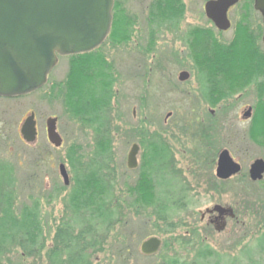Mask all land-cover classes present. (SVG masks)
<instances>
[{
    "label": "rangeland",
    "instance_id": "rangeland-1",
    "mask_svg": "<svg viewBox=\"0 0 264 264\" xmlns=\"http://www.w3.org/2000/svg\"><path fill=\"white\" fill-rule=\"evenodd\" d=\"M182 1L185 8L173 14L182 18L171 22L151 20L155 15L148 0H122L125 15L133 22L127 40L107 41L99 52L112 65L111 74L115 78L99 133L71 119L64 105L53 97L52 84L63 81L69 71L67 56L58 58L42 88L15 98L0 97V164L9 166L13 172L15 213L19 214L22 205L40 199L39 217L48 247L40 254L35 250L30 254L15 238L0 241L5 246L0 264L51 262L46 253L57 245L53 237L69 214L67 194L76 180V172L66 160L68 148L80 147L84 157L81 162L87 165L98 136L109 139L110 171L114 174L111 191L118 198L124 192L123 176L134 178L135 170L141 165L144 147L139 143V134L142 132H145L144 142L146 135L149 140L160 139L171 152L173 182L169 191L176 194L174 198L178 202L185 204L177 209L172 221L181 224L168 230L167 223L155 220L152 210L146 212L153 214L146 215V219L141 218L142 212H123L121 223L114 222V228L107 234L98 233L99 237H105L101 244L83 250L87 253L86 260L90 264H172L168 260L172 258L177 259L178 264H215L213 258L204 261L197 258L198 240H191L188 233L195 226L204 243L225 255L223 262L226 258L239 257L237 261L246 264L245 249L254 246L264 230V183L232 179L224 185L216 184L217 190L222 187L225 193L221 190L214 193L210 189L214 178L210 158L212 147H230L238 156L243 153L241 147H250L245 138L247 123L240 121V108L251 103L252 94L244 96L239 91L211 102L207 99L212 86L192 67L189 33L195 27L203 29L209 25L196 18L198 0ZM232 30L213 31L211 37L225 46L230 42ZM181 70L189 72L186 81L178 79ZM31 112L35 114L38 135L34 143L26 144L19 130ZM49 117L57 119L56 128L62 138L59 147L47 139ZM133 143L139 145L137 167L129 169L127 154ZM60 163L65 165L69 175L68 185L59 175ZM53 190L55 194L50 197L48 193ZM214 204L234 207L238 217L237 221L228 220L222 232H216L207 224V219L200 221V212ZM151 236L160 238L162 243L156 253L145 255L140 251V244ZM263 255L254 258L261 259ZM59 262L67 264L63 258Z\"/></svg>",
    "mask_w": 264,
    "mask_h": 264
},
{
    "label": "trees",
    "instance_id": "trees-1",
    "mask_svg": "<svg viewBox=\"0 0 264 264\" xmlns=\"http://www.w3.org/2000/svg\"><path fill=\"white\" fill-rule=\"evenodd\" d=\"M180 8V4L172 1L165 7L152 6L151 12L154 15L171 16ZM132 22L133 19L125 15L122 0H116L109 35L103 44L107 41L127 40ZM103 44L89 52L67 56L69 71L65 79L52 84L51 87L54 99L64 105L71 119L81 122L84 127H91L98 133L104 125L103 114L109 106L112 97L111 86L115 80L111 74L112 65L105 60L102 53H99ZM257 48L250 30L247 29L231 43L229 52L215 39H205L200 46L198 73L203 81L209 80L216 93L218 92L215 100L225 97L222 91L225 87L228 88L221 81L238 79L235 75L239 70L234 67L242 63L252 64L256 60L255 57L262 56L259 52H253V49ZM230 89L233 90V85ZM139 135L141 137L139 143L144 147L141 165L135 170L134 178L123 176L124 192L120 190L123 194L118 198H115L111 191L114 184V174L112 170L110 171L111 141L98 136L96 149L89 157L87 165L81 162L84 157L80 147L68 148L66 160L75 170L76 180L67 194L69 214L56 229L53 237L57 245L49 248L51 253H46L51 260L48 264H58L61 258L67 264H90L86 260L85 251L91 250L96 244H101L104 236L99 237L98 233H109L114 228V222H122L121 218L125 216L123 212L126 211L136 214L142 212L141 218L146 219V215L148 217L153 215L146 212L152 210L155 220L167 223L168 230L180 226L181 223L172 221V216L185 204L180 200L178 202L174 198L176 194L169 191L172 190L170 185L173 182L171 176L173 171L170 168L171 152L160 139L149 140L146 135L144 142L145 132ZM13 186L12 169L0 164V241L15 238L24 251L31 254L35 250L40 254L44 249L48 250L44 243L39 217L40 199H33L30 205H22L17 214L12 202ZM188 233L191 240L195 238L198 240L200 247L196 256L201 261L213 258L215 264H242L241 261V263L237 261L240 260L239 257L226 258L227 260L223 262L225 255L218 254L201 240L198 227L194 226ZM4 249L5 246L0 243V255ZM261 252L264 254V230L256 238L255 245L245 249L243 256L246 264H264V255L261 259L254 258L255 256L260 258ZM168 260L172 264H178L177 259Z\"/></svg>",
    "mask_w": 264,
    "mask_h": 264
},
{
    "label": "water",
    "instance_id": "water-1",
    "mask_svg": "<svg viewBox=\"0 0 264 264\" xmlns=\"http://www.w3.org/2000/svg\"><path fill=\"white\" fill-rule=\"evenodd\" d=\"M235 0H217L206 4L209 16L213 10L224 12ZM114 0H0V96L15 97L39 89L47 80L58 56L85 53L98 47L109 33L112 23ZM256 8L264 18V0H256ZM216 15L218 29L226 30L229 23L225 15ZM264 45V34H263ZM188 72H180L178 79L187 80ZM169 116V114H168ZM55 117L46 120L48 141L55 147L62 144L56 129ZM20 135L27 144L37 138L35 115L31 112L20 127ZM139 145L133 143L127 154V167H137ZM59 173L65 185L69 175L63 163ZM239 170L228 152L222 151L218 158L217 176L227 178ZM264 172V161L256 160L250 168L253 180L260 179ZM220 214L230 208L215 205ZM161 239L151 236L140 244L145 255L156 253Z\"/></svg>",
    "mask_w": 264,
    "mask_h": 264
},
{
    "label": "flooded vegetation",
    "instance_id": "flooded-vegetation-1",
    "mask_svg": "<svg viewBox=\"0 0 264 264\" xmlns=\"http://www.w3.org/2000/svg\"><path fill=\"white\" fill-rule=\"evenodd\" d=\"M172 1L180 4L181 8L178 12H180L182 8H185L182 0H148V6L151 8L152 6L165 7L168 3H172ZM214 1L217 0H198L196 7L198 15L196 16V18L202 19L209 26L203 29L200 27V29L198 27H195L193 31L189 33L190 37H192L190 39V50L192 51V59L194 62L192 67H195L199 72L200 46L202 43H204L205 39H212L211 35L213 34V31L226 33L228 30L233 29V34L230 38V42L224 46L226 48V51L229 52V50H231V43L236 38H238L241 33H243V30H250V33L254 38L255 45H257L258 47L257 49H253V52H259L262 55L261 57H255L256 60L252 64L242 63L234 67L239 70V73L235 75V77H238V79L221 81L225 84V86L228 87H225V89L222 91V94L225 96L229 95L230 93L239 91L242 92L241 94L244 96L252 94L251 103H245L240 108V110H242L240 121L242 123H247L245 129V138L246 141L250 144V147H241V151L243 153H241L240 156L234 154L231 151L230 147H218L216 149L212 147L213 151L211 152V154H213V156L210 159L213 168L212 174L214 178L212 184L210 185V187L212 188L210 189L214 193H219L220 190L222 193H225V189L222 187L217 190L216 184L224 185L232 179L246 180L259 185L264 183V172L262 173V177L257 180H253L250 176L251 165L256 160L264 161V18L260 10L256 8V0H235L233 3L227 5L224 12L222 10H213L210 12V14L214 16H209L206 11V4ZM114 2H116V0H114ZM222 12L225 15V18H227V21L230 25L226 30L218 29L215 24L216 20L212 18L216 17V15L221 14ZM181 18L182 17H177L175 15L163 16L161 14H158L153 16L151 20L159 21L163 19L164 21L177 22ZM216 18L217 20H219L218 17ZM208 52H210V49H208ZM183 71L188 72L187 70H181L180 72ZM208 84L212 85V83L210 82H208ZM231 85H233V90L230 89ZM217 93L214 87H209L207 99L210 100V102L211 100H215V96ZM36 128L38 132L37 121ZM225 150L228 152L231 160L239 165V170L227 178H222L217 176L216 169L218 165L219 155L222 151ZM54 192V190L50 192V195L55 194ZM215 205H220L224 208H230L232 210V215H230L229 212L220 214L218 211L213 209ZM234 210V207H231L227 204H214L210 208H206L203 212H200V221L203 222L205 219H207V224L211 225L216 232H222L225 230L228 220L237 221L238 217ZM4 251L5 249L3 250L1 255L4 253Z\"/></svg>",
    "mask_w": 264,
    "mask_h": 264
}]
</instances>
